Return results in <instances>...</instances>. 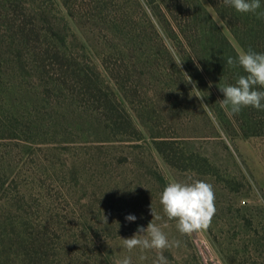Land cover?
<instances>
[{"label": "rangeland", "instance_id": "obj_1", "mask_svg": "<svg viewBox=\"0 0 264 264\" xmlns=\"http://www.w3.org/2000/svg\"><path fill=\"white\" fill-rule=\"evenodd\" d=\"M201 1L240 52L207 2ZM33 4L40 16L45 13L43 22L47 19L61 28L69 48L81 52L76 27L60 0H37ZM80 21L86 38L89 37L85 62L90 61L104 83L115 88L105 74L118 64L116 51L112 46L102 47V31L95 30L88 21ZM6 34L1 37L2 46L8 40ZM137 68L146 69L140 63L135 65ZM142 79L144 90L164 87L158 80ZM187 94L180 91V104L186 107L171 111L166 109L170 100L163 91L147 94L149 101L166 107L160 116L149 109L143 111L142 135L133 140L109 131L101 119L73 115L72 109L66 112V121L55 123L54 115L43 116L51 121L44 123L45 132H49L44 137L46 142L0 139V168L9 166L12 170L7 188L0 187V218L7 224L15 222L10 211L15 209L12 201L22 204L17 189L28 186L33 188L30 197L25 198L28 218L15 220L30 221L32 233L49 244L48 250L59 264H116L125 256L131 257L132 264H153L155 250L128 252L122 241L140 234L138 226L146 228L151 220L163 228L169 241L180 242L178 247L163 251L168 264H264V136L230 138L204 107L215 126L213 131L203 109ZM127 102L133 114L139 105L148 103L145 98ZM146 127L166 136L165 142H170L166 152L173 148L175 161L163 160ZM171 180H204L213 186L216 214L206 231L182 235L177 221L167 220L160 195ZM17 203L15 206L21 207ZM129 214L136 217L134 222L126 221ZM156 215L161 220H156ZM103 216L107 217L106 223ZM3 231L0 223V233ZM2 233L0 240L5 238ZM17 251L15 246L8 254L18 260L21 253ZM141 256L146 259L141 260Z\"/></svg>", "mask_w": 264, "mask_h": 264}, {"label": "trees", "instance_id": "obj_2", "mask_svg": "<svg viewBox=\"0 0 264 264\" xmlns=\"http://www.w3.org/2000/svg\"><path fill=\"white\" fill-rule=\"evenodd\" d=\"M35 1L0 0V139L46 142L44 137L49 132H45L44 123L51 121L43 116L54 115L55 123L66 121L70 109L78 117L101 119L109 131L120 137L137 139L145 122L143 111L149 109L160 116L166 107L149 101L147 94L163 91L170 100L166 109L181 110L186 107L180 104L181 90L203 109L213 131L215 126L204 107L230 138L264 136V111L246 107L239 114L230 115L220 105L223 94L219 88L235 84L245 73L241 67L226 63L228 57L235 59L239 52L201 0H60L76 27L81 52L69 48L61 28L47 19L43 22L46 15L38 14L33 6ZM205 1L241 50L251 48L264 53V19L252 13H239L225 6L223 0ZM261 3L264 10V0ZM80 20L102 31L104 43L108 44L103 48L112 46L116 51L118 64L105 74L115 88L104 83L90 61L85 62L89 37L86 38ZM5 34L8 40L2 46L1 37ZM177 55L184 60L180 68L174 63ZM138 63L146 69H135ZM184 73L191 77L195 88L193 83H187ZM143 77L158 80L164 87L144 90L140 81ZM135 98H145L148 103L139 105L133 114L127 101ZM146 133L163 160L171 163L177 159L173 148L166 152L170 143L165 142L166 136L147 127ZM0 170V187L7 188L12 170L9 166ZM31 192L33 188L28 186L17 189L22 204L12 201L15 209L10 211L15 222L7 224L0 218L5 237L0 240V264H59L49 252V244L32 233L30 221L15 220L28 218L24 206ZM16 203L21 207L17 208ZM15 246L21 253L18 260L8 254Z\"/></svg>", "mask_w": 264, "mask_h": 264}, {"label": "clouds", "instance_id": "obj_3", "mask_svg": "<svg viewBox=\"0 0 264 264\" xmlns=\"http://www.w3.org/2000/svg\"><path fill=\"white\" fill-rule=\"evenodd\" d=\"M223 2L225 6L232 7L239 13H252L258 19H264L261 0H223ZM183 61L177 55L174 63L180 68ZM226 63L232 67H241L245 75H240L235 84L223 85L219 88L223 94V99L220 100L221 107L230 115H237L246 107L264 111V90H261L264 89V53H257L251 48L247 51L241 50L235 59L228 57ZM184 75L187 83H193L195 88L191 77L187 73ZM196 97L203 98V96ZM160 204L167 220L177 221L176 227L182 235L206 231L216 214L213 186L204 180H195L190 183L171 180L160 195ZM103 219L106 223L107 217L103 216ZM125 219L134 222L136 217L129 214ZM155 219L161 220V217L156 215ZM137 233L140 234L121 238L123 247L128 252L133 249L155 250L157 256L153 264H168L163 251L178 247L180 244L178 240L169 241L163 228L152 220L146 228L138 226ZM140 259L144 260L146 257L141 256ZM116 264H132L131 257L125 256Z\"/></svg>", "mask_w": 264, "mask_h": 264}]
</instances>
